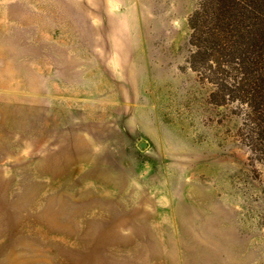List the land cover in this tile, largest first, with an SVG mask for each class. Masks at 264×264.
<instances>
[{
  "label": "rangeland",
  "instance_id": "obj_1",
  "mask_svg": "<svg viewBox=\"0 0 264 264\" xmlns=\"http://www.w3.org/2000/svg\"><path fill=\"white\" fill-rule=\"evenodd\" d=\"M198 2L0 0V264H264V153L190 59Z\"/></svg>",
  "mask_w": 264,
  "mask_h": 264
},
{
  "label": "trees",
  "instance_id": "obj_2",
  "mask_svg": "<svg viewBox=\"0 0 264 264\" xmlns=\"http://www.w3.org/2000/svg\"><path fill=\"white\" fill-rule=\"evenodd\" d=\"M187 25L190 59L210 61L216 92L249 109L264 153V0H199Z\"/></svg>",
  "mask_w": 264,
  "mask_h": 264
},
{
  "label": "water",
  "instance_id": "obj_3",
  "mask_svg": "<svg viewBox=\"0 0 264 264\" xmlns=\"http://www.w3.org/2000/svg\"><path fill=\"white\" fill-rule=\"evenodd\" d=\"M141 148H143L144 147V145L143 144H141V146H140Z\"/></svg>",
  "mask_w": 264,
  "mask_h": 264
}]
</instances>
